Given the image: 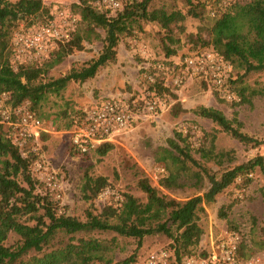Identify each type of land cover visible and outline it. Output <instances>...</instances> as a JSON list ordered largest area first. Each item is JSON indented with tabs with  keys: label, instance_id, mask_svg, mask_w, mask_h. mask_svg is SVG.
<instances>
[{
	"label": "rangeland",
	"instance_id": "374dc122",
	"mask_svg": "<svg viewBox=\"0 0 264 264\" xmlns=\"http://www.w3.org/2000/svg\"><path fill=\"white\" fill-rule=\"evenodd\" d=\"M75 1L78 0H42L56 20L63 17L68 20L70 12L66 9H69L70 3ZM119 1L123 6L127 0ZM209 1L210 5L207 8L212 11L211 9L217 10L234 2L245 4L252 0ZM96 5L101 9L104 7L98 1ZM160 7L167 10H180L185 13L189 6L186 0L149 1V8ZM207 8L200 7L198 16L186 15L183 20L172 24L169 36L171 35L173 40L167 38L165 29L160 28L156 22L141 20L133 26L134 36L127 34L120 36L118 56L115 62L101 68L93 78L83 82L70 81L58 92H47L42 105L34 109L42 121L44 133L28 145V150L31 152L29 168L24 173L19 171L15 176H10L19 187L25 189L28 188L25 175H29L33 179L34 189L33 195L28 197L30 200L33 201L36 195L47 193L54 201L58 213L63 212L84 220L87 209L93 213H100L105 203L120 202L123 193H129L139 202L144 203L146 194L137 184L139 177L143 176L147 177L150 183L158 189L159 194L182 201L191 196L202 194L206 190L208 181L200 167L219 176L227 167L245 162L255 155L264 154V145L258 147L244 145L226 132L221 131L211 120L196 115L192 111L198 105H207L220 109L229 119L236 114L242 122L243 132L264 139V96H254L250 102L241 103L219 100L215 97L211 87L208 85L205 87L199 78L187 79L180 88L172 89L177 95L176 99L171 95L164 94L165 98L160 97L161 105L156 111L136 116L126 129L115 136L111 142L112 148L106 154L99 155L94 150L87 154H81L70 150L71 131L81 112L107 98H122L129 103L134 101L135 106L133 107L136 108L138 102L141 103L143 96L148 95L147 81L142 75L141 68L145 63L151 64L153 59L165 56V41L169 43L170 48L175 50L171 54L173 62H180L185 55L206 46L200 38L207 39V29L213 21V16ZM58 11L64 12L60 15ZM43 17L47 16L38 15L27 21H17L9 39L10 43L15 33L26 32L39 26ZM30 20H32L31 25L27 23ZM76 23L85 38L82 41L84 49L75 50L63 58L60 63L48 69L40 77L41 81L61 76L72 67L78 68L83 62L96 56L99 52L102 47L101 38H95L92 33L86 37L84 23H80L79 20L78 22L76 20ZM27 24L30 26H26ZM141 48L147 54L140 52ZM16 56L13 52L9 57L13 67L36 59L33 57L29 59L26 55H20L18 58ZM232 72L234 78L240 71L232 66ZM263 85L264 71H260L247 74L236 85L228 83V88L232 90L231 87L235 86L239 89L240 86L259 87ZM176 100H179L185 107V111L174 116L171 105ZM0 127L5 132V134L0 132V143H3L8 135L5 129ZM174 130L188 134L186 140L189 144V152L200 167L192 164L189 160H186L185 163L179 161L176 163L177 166L172 163L173 157L177 154L173 151V154H170L171 147L167 139L173 137ZM212 135H214L213 139ZM184 143L180 142L181 145ZM212 143L214 152L229 153L223 158L222 163H218L214 159L201 158L198 149H208ZM156 157H159L160 161H155ZM6 161L15 163V159L9 152L0 153V175L5 171ZM168 168L177 170L180 186L166 188L161 185L160 180L167 175ZM198 170L202 175V180L196 184L192 172ZM86 175L107 178L106 188L91 199H85L81 190ZM50 176L55 178V186L48 184L47 178ZM247 177L250 179L248 183L244 184V177H238L226 189L218 193L213 202L204 204L203 210L197 212V222L202 227L203 234L199 245L192 249V254L207 250L230 230L241 233L243 244L240 253L243 256L247 255L245 258L264 253V232L262 230L264 227V166L262 169L254 168ZM236 193H243V195L237 197ZM20 194H24L23 191ZM220 209L225 216H220ZM42 212L43 208L40 205L36 212H21L16 217L19 222L31 225L35 223L34 215H40ZM71 236H92L104 241L109 247L107 255L112 257V262H119L134 255V261L131 264H145V258L150 251L171 245L170 238L162 234L143 237L140 246L137 247L138 240L136 238L120 236L114 232L93 231L87 234H65L58 231L45 248L51 249L62 245ZM20 240L18 234L11 232L4 244L14 246ZM33 254L37 253L29 251L24 258ZM198 255L201 254L198 253Z\"/></svg>",
	"mask_w": 264,
	"mask_h": 264
},
{
	"label": "trees",
	"instance_id": "16d2710c",
	"mask_svg": "<svg viewBox=\"0 0 264 264\" xmlns=\"http://www.w3.org/2000/svg\"><path fill=\"white\" fill-rule=\"evenodd\" d=\"M97 1L104 6L103 9L98 8ZM149 1L127 0L123 6L119 1V6L115 8L103 3L102 0L72 2L69 9H66L75 17L73 26L69 28V36L57 40L55 47L45 57L38 60L31 59L27 63H20L19 66L13 67L9 61V57L13 53L9 39L17 21H27L29 18L38 15H46L47 17H43L42 20L45 22L54 15L49 12L42 0H0V93H6L7 102L11 107L27 101L30 109L35 113L34 109L42 105L47 92H58L70 81L83 82L93 78L101 68L115 62L120 36L122 34L134 36L132 31L134 24H138L141 20L156 22L160 28L165 29L167 38L173 40L171 35L169 36L172 24L183 20L186 15L198 16V8L206 9L210 5L209 0H186L189 7L185 13H182L180 10H167L164 7L151 9L149 8ZM211 10L213 13L208 9L213 16V21L207 29V39L200 38L206 46L200 49L207 48L215 51L222 58L228 60L234 68L239 69L240 72L234 78L232 72L227 84L236 85L247 74L264 71V0H252L245 4L234 2L223 8ZM76 20L84 23L86 37L92 33L95 38H101L102 47L96 56L87 59L80 67H72L61 76L51 78L48 81H41L40 77L48 69L60 63L63 58L75 50L84 49L82 41L85 38L80 33L78 23L75 24ZM31 21L27 23L31 25ZM28 24L26 26H30ZM165 49V56L160 59H153L150 64L151 68L156 62L168 65L174 63L171 54L175 50L170 48L166 41ZM16 57L18 58V56ZM151 68L149 72L155 73L156 76L154 82H147V90L154 91L161 98H165V94L176 99L177 95L172 88L163 84L162 73ZM144 69L142 67L141 71L143 72ZM199 80L205 87L207 85L211 87L217 99L228 101L213 83H208L203 79ZM231 88L232 90L229 89L233 93V98L229 101L233 103L250 102L254 96H264V85L259 87L240 86L239 89L236 86ZM141 103L139 101L137 106H140ZM171 110L175 116L179 112L185 111V107L181 105L179 100H176L171 105ZM192 111L196 115L211 120L221 131L226 132L244 145H251L252 147L264 145V139L250 136L242 131V122L236 114L229 119L220 109L207 105H198ZM84 112H81L80 117L75 121V125L80 123ZM35 115L39 118L36 113ZM2 127L6 131L7 128ZM0 132H4L1 127ZM42 133L44 132L41 131L40 134ZM7 135L8 139L6 138V140L4 139L5 142L0 143V153L9 152L15 159V163L6 161L5 171L0 175V264H94L96 262L131 264L134 261V255H130L119 262H112V257L107 255L109 250L107 244L92 236H71L62 245L51 249L45 248L58 231L65 234H87L93 231L114 232L120 236L136 238L138 240L137 247L140 246L143 237L162 234L170 238L171 245L165 248L172 250L178 264L184 256L198 255V253L205 255L206 250L197 254L191 253L192 249L199 245L203 234V229L197 222V212L203 210L204 204L213 202L216 195L226 189L238 177H244V184L248 183L250 179L247 175L254 168L262 169L264 166V154H258L245 162L223 169L218 176L214 172L200 167L199 163L191 156L186 140L188 134L174 130L173 137L167 139L171 147V152L170 150L168 152L177 154L173 157L172 163L177 166L176 163L179 161L185 163L186 160H189L201 168L208 181V186L202 194L191 196L182 201L177 200L159 194L158 189L150 183L149 179L141 176L137 184L141 191L146 194L144 203L139 202L129 193H123L120 202L105 203L100 213H93L87 209L85 219L80 220L63 212L58 213L54 201L47 193L34 195L33 201L28 198L33 195V179L24 174L28 183V188L25 189L19 187L10 176H15L19 171L26 172L30 165L31 152L28 150V146L19 150L12 142L8 132ZM213 138L214 135H212ZM180 142L185 143L181 145ZM213 147L212 143L208 149L199 148L198 152H200L201 158L214 159L218 163H222L223 158L229 153L225 151L216 153ZM111 148L112 143L105 142L94 151L99 155H104ZM70 150L71 152L74 151L72 145H70ZM155 161H160V158L156 157ZM165 166L167 167V164ZM192 175L196 179V184L202 180L199 170L192 172ZM160 183L166 188L180 186L177 170L168 168L167 175L160 180ZM107 184V178L104 176L91 177L86 175L81 187L83 197L91 199L98 196ZM21 191L24 194H20ZM40 205L43 212L40 215H34V224L28 225L18 221L16 217L18 213L36 212ZM221 210L220 216H225ZM262 230L264 232V227ZM11 232L18 234L21 240L14 246H6L4 241L7 240ZM242 240L238 247V257L245 259L247 255L243 256L240 253ZM29 251H34L39 255L33 254L24 258Z\"/></svg>",
	"mask_w": 264,
	"mask_h": 264
},
{
	"label": "built area",
	"instance_id": "2783aa9c",
	"mask_svg": "<svg viewBox=\"0 0 264 264\" xmlns=\"http://www.w3.org/2000/svg\"><path fill=\"white\" fill-rule=\"evenodd\" d=\"M113 8L119 6L118 0H102ZM224 1V0H223ZM64 11H58L62 15ZM213 13V11H212ZM56 17V15H55ZM56 20L50 18L39 26L26 32L14 34L11 48L17 56L26 55L41 59L54 47L56 41L69 36V28L73 26L75 17L68 14ZM142 72L147 82H154L156 74L149 72L151 68L147 62ZM152 70L162 73L163 84L170 88H180L187 79H203L213 83L223 97L233 98L228 88L227 80L232 73V64L211 49L193 51L183 57L180 62L171 65L156 62ZM148 95L143 96L141 105L135 106L122 98H107L90 106L80 123L71 131V145L74 151L87 154L105 142H112L116 135L127 128L131 121L141 113L156 111L161 105V98L154 91L146 90ZM145 91V92H146ZM0 125L5 126L14 145L23 150L31 141L39 138L43 130L42 121L30 109L27 102L11 107L7 102L6 93H0ZM48 184L56 185L55 178H47ZM243 193H236L242 197ZM242 240L239 231H227L206 250L205 255H187L181 258L180 264H264V253L256 254L250 258L238 257V247ZM145 264H178L172 250L162 247L150 251Z\"/></svg>",
	"mask_w": 264,
	"mask_h": 264
},
{
	"label": "crops",
	"instance_id": "0c3cea01",
	"mask_svg": "<svg viewBox=\"0 0 264 264\" xmlns=\"http://www.w3.org/2000/svg\"><path fill=\"white\" fill-rule=\"evenodd\" d=\"M140 50V52H142L143 54H147V53H145L144 52V50L141 48V49H139ZM118 56V55H117ZM145 56V55H144ZM107 66V65H106Z\"/></svg>",
	"mask_w": 264,
	"mask_h": 264
}]
</instances>
